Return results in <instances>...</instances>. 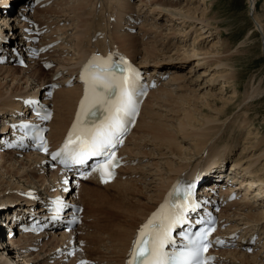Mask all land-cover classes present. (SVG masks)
Masks as SVG:
<instances>
[{"label": "bare ground", "instance_id": "6f19581e", "mask_svg": "<svg viewBox=\"0 0 264 264\" xmlns=\"http://www.w3.org/2000/svg\"><path fill=\"white\" fill-rule=\"evenodd\" d=\"M23 1L28 0H0V5ZM52 1L61 8L73 3L63 8L67 13L70 9L74 11L70 13L72 16L68 15L71 17L70 26L65 12L52 10L56 9V6H49ZM71 1L41 0L35 8V18L42 17L43 21L36 20L44 24V20L48 21L53 17L58 24L57 32H60L65 46L68 42L72 43L69 47L75 57L64 58L61 61L55 59L53 68L46 71L40 67L38 68L40 72H35L33 76L24 79L23 83L14 74L16 70L3 66L8 64L7 61L0 65V76L4 72L0 80V123L16 112L21 111L26 114L21 107L24 99H45L48 96L49 85L55 84L53 82L55 76L58 72L59 74L64 72L61 70L67 71L65 66H68L70 71L65 80L63 79L64 87L54 91L53 99L49 103L45 101L53 107L49 137L57 147L73 121L82 96V86L76 84L80 70L77 67L82 66L93 53L115 50L125 54L133 63L149 73V79L154 77L156 82L157 79L163 80L164 76L168 75V80L158 84L156 90L150 92L143 104L128 144L121 151V155L122 152L126 154L127 161H121L117 169L121 172L118 177L110 182L101 183L92 174L83 181H78L76 193L71 194L75 201L85 206L86 212L84 208L81 214L82 217L83 214L86 215V222L83 237L78 238L82 248L81 253L75 254V258H70L68 264H76L81 258H90L87 264H124L136 231L156 209L165 190L177 175L194 174L199 169L205 171L218 169L229 161V157L234 158L231 155L237 144L226 143L219 147L217 145L219 138L213 140L212 136L206 135L207 132L212 134L215 132L220 136L222 129L226 131L231 121L228 118L221 121L219 116L224 113L225 105L231 103L235 92L225 94L230 86V75L227 64L219 56L218 42H213L206 51L200 50L203 41L213 37L209 20H205L207 15L203 4L206 0H182L184 7L176 10L168 9L169 6H175L173 3L171 5L167 3L168 7L163 6L168 0H148L151 6L163 7L164 10L145 9L147 3L145 1L140 3V0L139 5L130 4V0ZM175 1L172 0L176 4ZM247 1L250 5L249 10L252 11L255 0ZM196 4L197 6L193 8L192 6ZM25 5L22 4V8L0 19V33L12 37L9 38L10 44H5L4 47L15 49L19 53L26 49L21 39L25 24L23 17L26 16ZM1 11L4 9L0 8V13ZM140 12L145 14L141 22H146L145 25L150 26L149 31L156 30H153L155 39L150 36L151 33L144 32L138 36L128 34L121 29L120 23L124 15L134 19L139 17ZM111 17L115 18L114 22H110ZM253 21L254 27L264 36L260 23L255 18ZM1 22L4 25L8 24V27L11 26L9 28L12 30L5 28ZM160 23L162 30L161 27L159 28ZM195 27H198V32H202L201 35L185 45L189 37L188 33ZM127 28L129 30L131 27ZM172 29H175L174 32ZM96 34H98L97 40L93 42ZM142 36L145 37L141 39ZM145 39H150L152 49L147 45L142 47V40ZM56 40L54 35H47L42 38L40 44L49 45ZM178 42L181 46L177 44L180 47L176 46L178 49L173 52V56H180L182 59L175 60L177 62L175 69L179 71L175 76L170 71L174 69L173 67L169 70L171 73L161 71L167 70L171 64L163 65L159 62L161 59L157 57L160 53L162 59L169 60L168 58L171 57H166L164 52L168 53L173 44ZM63 43H59L58 51L56 49L52 51L63 55L64 50L60 47ZM180 51L182 55H179ZM68 54L69 52L66 53ZM25 60L27 66L25 71H31L35 67V61ZM72 60L76 62L71 64ZM45 61L52 63L49 58ZM148 62L150 64L146 65ZM74 64L75 67L72 69ZM147 66L152 69L149 70ZM199 70L200 74H197ZM38 75H42L46 81L35 82L34 77ZM8 78H11L10 87H7ZM69 78L73 79V85L69 82ZM218 83H222L220 88H217ZM2 85L5 90H2ZM32 85L35 86L33 93L30 92L33 89ZM184 91L188 92L187 96L182 95ZM213 91L215 93H211ZM198 92L202 93L199 97ZM259 94L257 89L252 91L249 97L254 98ZM249 97L247 95L245 100H249ZM210 101L218 103L217 106L211 105ZM234 123L240 130H246V138L243 140L242 148L239 149L240 157L236 156L229 170L235 179H239L240 185L244 186L245 190L241 191V199H235L228 204L222 215L227 218L228 230L243 237L238 240L241 243H237L236 246L232 245L225 249L221 246L215 251V255L218 259L217 264H264V140L259 138L258 134H252L246 128L248 125L237 121ZM234 123L232 125L236 126ZM43 160L46 158L38 156L33 151L19 153L17 150H1L0 152V264H62L63 257L58 259L64 251L62 247L74 240L71 236L76 235L77 229L69 234L44 232L37 237L18 235L17 238L7 241L6 234L14 228L6 216L15 213L17 209L25 211L30 210L31 206H36L35 198H27L26 193H35L38 198L39 205L36 210L39 206H44L42 203L44 198L39 196L46 198L60 193L58 181L63 172L59 169L49 170L47 165H41ZM221 184L226 185V191L220 196L229 194L231 186L225 181ZM106 208L109 210L107 213L104 212ZM40 219L44 220L45 216L41 215ZM82 223L83 219L80 225ZM250 237H255L256 242L253 245L244 244L243 241ZM228 239L231 244L235 243L233 238ZM33 248H38V251L34 253ZM248 248L252 249L250 255L247 253Z\"/></svg>", "mask_w": 264, "mask_h": 264}, {"label": "snow or ice", "instance_id": "6c2138e0", "mask_svg": "<svg viewBox=\"0 0 264 264\" xmlns=\"http://www.w3.org/2000/svg\"><path fill=\"white\" fill-rule=\"evenodd\" d=\"M99 60V57H94L93 63L88 66L89 69H95L96 74L82 77L88 87L81 101L76 122L63 147L51 153V157L65 167L83 165L90 158L99 157L101 160L92 170L98 172L101 180L107 183L114 175V169L119 166V159L114 150L123 143L122 138L129 130L128 125L138 112L135 97L139 72L127 61L113 66L107 62L95 63ZM91 117L95 119L89 122ZM41 118L49 119L50 114ZM38 146H43V150L48 151L42 136ZM184 200L185 203L174 206V211H165L166 205H162L160 211L154 213L141 227L133 242L128 264H208L212 258L204 254L212 246L213 242L209 236L215 230L211 217L200 221L206 227L196 233L194 239L188 240L184 250H165L168 245L174 243L172 229L185 221L184 212L190 207L187 194ZM192 207L194 209L195 206ZM216 243L222 241L217 240ZM81 264L86 262L82 261Z\"/></svg>", "mask_w": 264, "mask_h": 264}, {"label": "rangeland", "instance_id": "374dc122", "mask_svg": "<svg viewBox=\"0 0 264 264\" xmlns=\"http://www.w3.org/2000/svg\"><path fill=\"white\" fill-rule=\"evenodd\" d=\"M136 1H138V2H136ZM144 1H145V3H147V6L145 7V9L156 8V10H164V9H162L163 7L157 8V7L151 6L148 0H140V3L144 2ZM71 2H73V1H71ZM130 2H131L130 4L139 5V0H130ZM175 2H177L176 3L177 5L174 2H172V0H168L165 3L166 5H163V6L168 7L169 5H171V3H173V5H175V6H169L170 8H168V9H170V10H176L177 8L184 7V3L182 2V0H176ZM167 3H170V4L168 5ZM7 4L12 5V3H7ZM13 4H14L13 8L15 10L16 9L19 10L20 8H22V4L25 5L26 2L23 1V2H19V3H13ZM71 4H73V3H68L67 5H71ZM74 4H76V3H74ZM67 5L62 6V7L65 8V7H67ZM55 6H56V9H52V10H56V11L59 10V11L65 12V14H67V16L71 15L70 14L71 12H74L73 9H70V10H68V13H67V11H64L65 9L58 7V5H55ZM196 6H197V4L193 5L192 7L195 8ZM186 7H188V6H186ZM203 7H204V11L206 13V14L205 13L204 14L207 15V16H205V18H206L205 20H207V21L209 20L208 22H209L210 29H211L210 31L213 33V37L203 41L204 43H203V46L201 45L202 47L200 50L206 51V50H208V48L210 47V45L213 42H218L217 43V46H218L217 50L220 51L219 56H220L221 60L224 61L225 64H227L228 73L230 75L229 76V80H230L229 85L230 86L226 89L225 94H226V92L228 95L232 94V92H235V94L232 95L233 98L231 100V103L228 105H225V110L223 111L224 113L221 115V117L219 116V119L221 121H223L225 118H228L229 121H231V122H229L228 126L226 127V131H225L226 133L222 129L221 130L222 135H220V136L219 135L217 136V134L215 132H213V134L207 132L206 136H212L213 140H217L219 138V143L217 144L219 147L222 146L223 144H226V143L227 144L228 143L237 144L236 148L233 150V154L231 155V157H234V158H232L231 160H230V157L228 158L232 163L233 160L239 156V154H240L239 149L242 148V145L244 143L243 140L246 138V134H245L246 130H240V128L237 127V125L234 123L235 121H237L238 123L242 122L243 125L244 124L248 125L247 127L246 126L245 127L248 128L252 134H254V135L258 134V137L262 138L264 140V48H263L264 47V45H263L264 44V36L262 35V33L259 31L258 28L254 27L255 25H254V21H253V19L255 18L260 23V25L263 29V34H264V0H255L254 1V7H253L252 11L249 10L250 5L248 4L247 0H206L203 4ZM203 7H201V9ZM61 9H63V10H61ZM165 9H167V8H165ZM134 10H136V8H134ZM2 12L3 11H1V13ZM199 13H200V10H199ZM141 14L142 13L140 12V15ZM5 16H7V15L6 14H0V19L5 17ZM148 16H149V14H148ZM141 17L144 18L145 14H142ZM70 18H71L70 16H68V18H67V20H69V22H67L69 24V26L71 23ZM50 19H54V18L50 17ZM135 19H138V18H135ZM1 24L4 25V23H2V22H1ZM145 24H147V23L140 21L137 25H131L133 30L135 29L134 30L135 33H133V34H137L139 36V35L143 34L144 32H147V33H151L150 36H152L153 39H155L156 35H155L154 31H156V30L153 29L154 30L153 31L151 29V31H149L150 26H146ZM149 24H150V22H149ZM126 25L127 24H125V26ZM4 27L9 28L11 26L8 27V24H7V25H4ZM160 27L162 30V24L161 23L159 24V28ZM9 29H11V28H9ZM197 29H198V27H195L194 30L196 32L194 30H192L188 33L189 37H188L185 45L190 44L192 42L193 38H195V37L198 38V36L201 35L202 32H200V31L198 32ZM172 30L174 32L175 29H172ZM187 30H188V28H187ZM152 31H153V34H152ZM7 37L12 38L11 35H7ZM144 37L142 36L141 39H143ZM181 39H183V38H181ZM68 41H69V39H68ZM149 41H150V39L142 40V44H143L142 47L147 45V47L150 48L152 46V44ZM179 42L173 44V47L169 49L170 51L168 53L164 52L166 57L167 56L171 57V58H168L169 60L162 59V57L159 56L160 53H158V57H157V59H161L159 61V62H161V64H163V65H164V63L171 64V66H168L167 70H161V71H168V73L172 72L175 76H177V73H179V71L177 69H175V66L177 63L175 60L182 59V57H180V56H173V54L176 52V49H178L177 47L181 46V43H179ZM177 44H180V46H178ZM61 48H63L65 50V52H64L65 54H63L60 57L61 60L64 58L68 59L70 57H72V58L75 57L74 55H69V54L66 55V53L68 51H70L69 47L63 45V46H61ZM150 49H152V48H150ZM70 53L73 54V52H70ZM179 55H182L181 51H180ZM54 57L57 58L58 56H54ZM25 62H26V60H25ZM149 64H150L149 62L146 63V65H149ZM3 66L11 67L12 69L16 70L14 74L16 75V77L19 78L18 80H21L22 83L24 82V79H27L28 77L33 76V74L35 72L36 73L40 72V70L38 69V68H40V66L37 64L36 65L34 64L35 67H33L31 69V71H28V72L25 71L27 69V66H24V65L18 66L17 64L12 63V64L3 65ZM141 67H143V65ZM172 67L174 69H171ZM147 68H148V66H147ZM148 69L151 70L152 68L151 69L148 68ZM3 73H1L2 75L0 76V80L3 78L2 77ZM198 73L200 74V70L197 72V74ZM194 77H196V76H194ZM43 80L46 81V79H44V77L42 75H38V76L34 77L35 82L36 81L40 82ZM167 80H168V78H167ZM10 81H11V78H8L7 87H10V85L12 86V83ZM23 85H22V87L25 86V85L24 86ZM217 85H216L217 88H220L222 86V83H218ZM3 86L4 85H2L1 88ZM31 88H33V89H31L30 92L31 93L35 92L34 91L35 86L32 85ZM3 89L4 88H2V90ZM257 89L260 92V94L255 96L254 98H250L249 94L252 93V91L254 92V90H257ZM187 93L188 92L184 91V92H182V95L187 96L188 95ZM211 93H215V91H213ZM201 94H202L201 92H198L197 96L199 97ZM247 95L250 98L249 100H245ZM210 104L211 105L214 104L215 106H217L218 103L216 104V103H213L210 101ZM218 107H219V105H218ZM238 117L240 119H238ZM233 123L236 126H233L232 125ZM238 125H240V124H238ZM178 141L179 140H177V142ZM180 145H183V144H180ZM231 163H229V164H231ZM104 212L107 213V212H109V210L106 208L104 210ZM101 236H104V234L103 235L101 234ZM32 251L34 253H36L38 251V249L34 248ZM247 253H248V255L251 254L250 251H248ZM66 264H68V263H66Z\"/></svg>", "mask_w": 264, "mask_h": 264}]
</instances>
